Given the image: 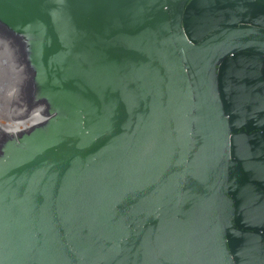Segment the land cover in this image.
I'll return each instance as SVG.
<instances>
[{
	"label": "water",
	"instance_id": "1",
	"mask_svg": "<svg viewBox=\"0 0 264 264\" xmlns=\"http://www.w3.org/2000/svg\"><path fill=\"white\" fill-rule=\"evenodd\" d=\"M0 264H264V0H0Z\"/></svg>",
	"mask_w": 264,
	"mask_h": 264
}]
</instances>
